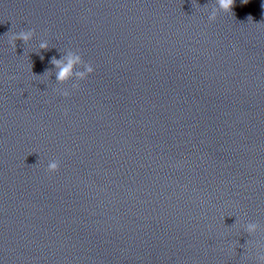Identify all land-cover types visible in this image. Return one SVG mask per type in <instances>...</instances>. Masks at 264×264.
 Instances as JSON below:
<instances>
[{
  "label": "clouds",
  "instance_id": "1",
  "mask_svg": "<svg viewBox=\"0 0 264 264\" xmlns=\"http://www.w3.org/2000/svg\"><path fill=\"white\" fill-rule=\"evenodd\" d=\"M242 2L246 4L248 3V0H242ZM234 3H235V0H215V4L219 7L220 10H222L225 13L232 12ZM208 19L209 21H215L216 20L215 12L211 16H209ZM33 33H34L33 29H29L26 31H20L18 34L12 35L9 42L12 44V47L15 48L17 40L27 42L31 38ZM40 49L47 50L48 45L46 43H41ZM81 62H82V57L80 55H69L66 58V62H64L63 60H57L53 58L52 63L58 69L56 73L57 81L63 82L69 79L71 75L73 74L74 66ZM84 67L86 71L77 73L80 79H86L87 76L92 74L94 71V68L90 63L84 62ZM62 95L68 96L69 94L63 93ZM59 167H60L59 162L53 161L48 164L47 171L49 173H54L59 170ZM254 228H255V225H249L250 231ZM262 259H264V257H262Z\"/></svg>",
  "mask_w": 264,
  "mask_h": 264
}]
</instances>
